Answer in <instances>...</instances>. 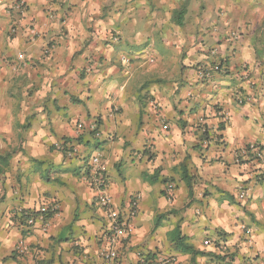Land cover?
<instances>
[{"label": "crops", "instance_id": "0c3cea01", "mask_svg": "<svg viewBox=\"0 0 264 264\" xmlns=\"http://www.w3.org/2000/svg\"><path fill=\"white\" fill-rule=\"evenodd\" d=\"M13 1L0 0V139L21 130L23 152L0 177V264H101L107 210L84 173L97 155L110 208L128 216L139 197L120 264H264V165L237 157L264 151V0H209L169 27L114 10L104 46L93 0H64L62 27L46 0L24 15Z\"/></svg>", "mask_w": 264, "mask_h": 264}, {"label": "rangeland", "instance_id": "374dc122", "mask_svg": "<svg viewBox=\"0 0 264 264\" xmlns=\"http://www.w3.org/2000/svg\"><path fill=\"white\" fill-rule=\"evenodd\" d=\"M94 1V2H93ZM91 2V5L94 8V25H91L88 27V29L93 32L94 30V36L96 35V39L94 41L100 42L101 45L103 43L108 42V39L112 36L111 33V23H112V12L114 10V13H119L120 17H125L130 12V15H134L135 13V19L136 17H149L145 13V10L150 11H156L157 15L160 16V19L163 21V24L171 26L173 24L172 18H173V12L176 10H179L181 6L186 4L187 6V13L184 16V22L185 24H192L194 21V13L203 11L205 8L210 5L209 0H93ZM65 2V3H64ZM66 1L64 0H46L42 13L47 19H53L55 18L54 22L57 26L62 27L63 18H59V14L65 13V10H70V8H73L72 5H65ZM65 6V7H64ZM91 8V7H90ZM89 8V9H90ZM5 11L9 12L10 14L12 12L20 13L21 15H24V13L28 10V3L26 0H14L13 3H11L10 7H5ZM146 14V16H145ZM20 15V16H21ZM129 15V14H128ZM127 15V16H128ZM134 18V16L132 17ZM201 21V20H200ZM104 32V33H103ZM99 34V36H97ZM109 34V35H108ZM230 38H236L235 33H230ZM98 44V43H97ZM104 46V45H103ZM182 50V48H180ZM183 51V50H182ZM123 55H119L121 58V62H123L125 67H127V64L129 61H131L136 54L135 51L131 49H127L122 52ZM181 52L180 54H182ZM123 56V57H121ZM98 61L101 62L100 58H98ZM97 63V61L95 62ZM105 89V87H104ZM18 106H22V103L25 102V104H28L24 100V98L19 96V99H15ZM10 106V105H9ZM17 120V118H16ZM18 133H21V130H11V133L8 131V135L6 138L0 139V154H8L9 157L18 156L20 155L22 150V144H20L19 135ZM18 139V140H17ZM138 151H141V148H137ZM11 165V163H10ZM10 169V168H9ZM126 169H123L122 172H125Z\"/></svg>", "mask_w": 264, "mask_h": 264}, {"label": "built area", "instance_id": "2783aa9c", "mask_svg": "<svg viewBox=\"0 0 264 264\" xmlns=\"http://www.w3.org/2000/svg\"><path fill=\"white\" fill-rule=\"evenodd\" d=\"M91 129H94V125H92ZM249 155H251L253 161L264 165L263 149L255 145H249L248 147H245L244 149L238 152V161H240V159H248ZM84 173H88L89 175V183L95 193V199L98 205L107 210V219L109 221V243L108 246L103 249L100 254L101 264H120L117 245H119L120 241L123 238L128 237L129 220L137 212L139 197H136L134 199V202L131 205V211L129 212V215L123 216L122 214L110 208L109 200L107 197V190L109 185L107 169L98 155L92 157L89 160L88 165L84 170ZM166 190L168 192H171L172 187L168 186ZM245 194L246 192H244V195ZM28 223L33 224V220H29ZM245 233L247 237H250L249 230H246ZM208 244L209 242H206V245ZM16 251L19 253H24L26 249L22 245H19L16 248ZM138 258L140 264L145 263L144 257H142L140 254H138Z\"/></svg>", "mask_w": 264, "mask_h": 264}, {"label": "trees", "instance_id": "16d2710c", "mask_svg": "<svg viewBox=\"0 0 264 264\" xmlns=\"http://www.w3.org/2000/svg\"><path fill=\"white\" fill-rule=\"evenodd\" d=\"M186 11H187V6H186V4H184L183 6L180 7L179 10H176L173 12L174 16L172 18V22L174 25H176V26L182 25L183 18H184ZM9 168H10V157H9V155L8 154H3V155L0 154V177L3 176L8 171ZM176 235H177V237H182L180 235V233H178V232H176ZM195 254H200V253H195ZM144 259H145L144 264H149L148 260H150V259L146 258V257H144Z\"/></svg>", "mask_w": 264, "mask_h": 264}]
</instances>
